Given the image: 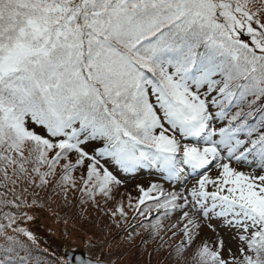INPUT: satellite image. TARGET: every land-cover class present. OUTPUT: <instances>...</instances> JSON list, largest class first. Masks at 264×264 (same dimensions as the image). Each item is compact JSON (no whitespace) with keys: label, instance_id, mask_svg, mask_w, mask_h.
Wrapping results in <instances>:
<instances>
[{"label":"snow or ice","instance_id":"snow-or-ice-1","mask_svg":"<svg viewBox=\"0 0 264 264\" xmlns=\"http://www.w3.org/2000/svg\"><path fill=\"white\" fill-rule=\"evenodd\" d=\"M261 16L264 0H0L2 264H28L20 235L36 243L20 224L37 204L29 187L107 202L122 183L112 167L199 177L186 195L152 183L128 196L161 248L180 235L177 264H264ZM88 141L102 146L86 151ZM196 213L234 229L238 250L198 243ZM117 214L128 217L123 201Z\"/></svg>","mask_w":264,"mask_h":264},{"label":"rangeland","instance_id":"rangeland-1","mask_svg":"<svg viewBox=\"0 0 264 264\" xmlns=\"http://www.w3.org/2000/svg\"><path fill=\"white\" fill-rule=\"evenodd\" d=\"M261 19L264 21V16H261ZM245 39L247 38L245 37ZM95 145V141H88L85 144V150L91 152ZM232 166L244 172L253 171L252 168L243 164L233 163ZM111 170L122 183L114 187L113 199L107 200V202L105 198L97 197L96 204L91 201L82 204L80 202L81 194L78 191L70 190L67 199H65L63 194H54L50 188L29 187L28 192L24 195L29 204H31L33 198L37 200V204L24 209L33 219L30 221L21 220V226L27 227L34 234L38 239L36 241L38 244L52 245L53 250L57 251L63 259L64 250L69 248L71 250H82L86 257L99 258L108 264H162L159 262L162 251L159 250H166L179 244L180 242L176 240H180V235L174 238L176 240H171L168 238L171 235L169 232L167 238L165 237V243L172 241L175 244L167 243L163 248L158 244L160 248L156 249L157 252L155 249L149 252L152 243L150 241L148 243L147 231L139 227L142 218L136 216L133 219L132 210L128 207V196L131 195L135 200L138 196L137 185L147 188L152 183L163 185L167 191H177L186 195L185 190L190 188L199 177L187 176L177 181H168L158 169L153 168H139L133 172H124L115 167H112ZM156 174L161 176L158 177ZM208 174L212 178L218 174L214 165ZM256 174H260L259 170H256ZM74 175L78 176L79 172L74 173ZM23 187L24 185L17 186V192H21ZM209 190H211V185H209ZM76 196H78V200L75 199ZM40 199L45 201L42 202ZM59 199H62L65 204L68 203L66 205L70 209L75 208L76 213L83 216L89 223L80 221L72 213L70 214L71 219L67 220L57 209L58 204H60ZM119 201H123L125 211L128 212L126 219H121L119 214L115 217L111 215V211L114 210L116 203ZM62 202L61 204H63ZM76 203H79V205H76ZM53 207H56V210ZM154 215L155 213H153ZM178 215L179 213L176 214V216ZM196 215L200 224L198 243L206 239L209 244H213L220 239L223 241L225 255H227V249L229 248L233 252L238 250L239 240L235 236L234 229L229 230L220 218L205 219L200 213H196ZM176 216H173V221ZM151 218L149 217L145 223L150 222ZM209 224L212 225V228L209 227ZM7 231L9 235H15L11 229ZM142 233L144 237L141 244H138ZM130 234L131 238H129ZM156 239L160 240L159 237Z\"/></svg>","mask_w":264,"mask_h":264},{"label":"trees","instance_id":"trees-1","mask_svg":"<svg viewBox=\"0 0 264 264\" xmlns=\"http://www.w3.org/2000/svg\"><path fill=\"white\" fill-rule=\"evenodd\" d=\"M95 142H96L95 147L102 146V142H99V141H95ZM75 199L78 200L79 199L78 196H76ZM59 200H60L59 201L60 204H58L57 209L60 211L61 214H63L66 217L67 220L71 219V215L70 214L72 213V214H75L80 219V221H82L84 223H89L83 216H81L80 214L76 213L75 208L70 209L69 206L66 205L68 203L65 204V202H62L63 201L62 199H59ZM40 201L44 202L45 200L40 199ZM61 202L63 204H61ZM76 205H79V203H76ZM53 209L56 210V207H53ZM7 210L8 209H4V211H7ZM78 222H79V220H78ZM146 236H147V239H148V243L150 241L152 244H154V245L150 244L151 247L149 249V252H151L154 249L156 250V249L160 248L158 246V244L162 243L160 240H158L156 238L152 239L149 236L148 232H147ZM143 237H144V234L142 233L140 238H139L138 244H141V241H142ZM19 238L22 241H24V243L27 245V251H28V253H30V255L27 257L28 264H35V262H39V264H61V261L62 260L64 261V259L60 255H54L53 252L55 250H53L52 245L48 244L49 246H46V244H44V243L42 245H40L37 242L35 244H33L32 241L28 240L23 235H20ZM37 240L38 239L36 238V241ZM171 240H176V239L172 238ZM176 241L180 242V240H176ZM178 242H176V243H178ZM167 243H172L173 244L174 242L168 241ZM167 243H165V244H167ZM4 246H5V241H4L3 237H0V264H2V261H3L4 257H5V253L3 251ZM173 248L174 247L168 248L166 250H163V249L159 250V251H162V256L160 257V260H159L160 263H162V264H177V263H175L176 258H175L174 252H172ZM45 250H47V251H45ZM55 252H57V251H55ZM156 252H157V250H156ZM11 255L15 256L16 254L15 253H11ZM24 255H25V251L24 250L19 251V256H24Z\"/></svg>","mask_w":264,"mask_h":264},{"label":"water","instance_id":"water-1","mask_svg":"<svg viewBox=\"0 0 264 264\" xmlns=\"http://www.w3.org/2000/svg\"><path fill=\"white\" fill-rule=\"evenodd\" d=\"M63 253H64L63 255L65 256L67 261L71 260V264H76V260H75L76 257H81L83 260H89V259L93 260V261L95 260L89 256L86 257L82 250H71V249L67 248L64 250ZM105 264H107V263L105 262Z\"/></svg>","mask_w":264,"mask_h":264}]
</instances>
